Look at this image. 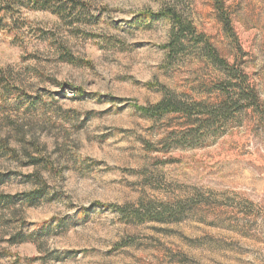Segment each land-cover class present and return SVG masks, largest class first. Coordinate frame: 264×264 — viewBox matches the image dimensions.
<instances>
[{
  "label": "rangeland",
  "instance_id": "obj_1",
  "mask_svg": "<svg viewBox=\"0 0 264 264\" xmlns=\"http://www.w3.org/2000/svg\"><path fill=\"white\" fill-rule=\"evenodd\" d=\"M0 264H264V0L0 4Z\"/></svg>",
  "mask_w": 264,
  "mask_h": 264
},
{
  "label": "trees",
  "instance_id": "obj_2",
  "mask_svg": "<svg viewBox=\"0 0 264 264\" xmlns=\"http://www.w3.org/2000/svg\"><path fill=\"white\" fill-rule=\"evenodd\" d=\"M10 1L12 0H0V4H8L10 3ZM152 13L150 12H146L143 14V16H148L151 15ZM156 15H164L169 17V19L172 21V27L170 30V42H168L167 44H165L163 47L167 48L168 51L173 52L175 51V46L180 43L181 37H183L182 35L185 33H190V35L193 36L194 34V30L193 28H191L184 20H182L181 16L179 15L178 12H176L174 9L169 8L167 10H165V12L161 11V13H156ZM209 57L214 60V61H219L216 59L215 56H213L212 52H209ZM248 97V96H246ZM251 98V97H250ZM252 99V98H251ZM140 111L145 112L147 115L150 116H160L164 113H180L182 114V116L186 117V118H190L192 114H199L200 112H196L195 109L191 106H187L181 102H178L176 100H173L172 98H162L161 100H159L156 104L150 106V107H139ZM227 111L226 110H222V112H219V115H225ZM207 114L210 116V118L215 117V112H207ZM157 210L156 208L152 207V206H146L142 211L143 213H145L146 215H150V213L152 211ZM160 213H169V210H167L166 208L163 209H159L157 210ZM134 216L136 217L139 213V211L133 212ZM152 217V216H151ZM155 220V218H150Z\"/></svg>",
  "mask_w": 264,
  "mask_h": 264
}]
</instances>
